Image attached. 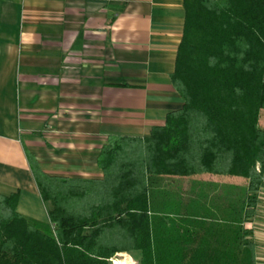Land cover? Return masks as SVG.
Instances as JSON below:
<instances>
[{
	"label": "trees",
	"instance_id": "1",
	"mask_svg": "<svg viewBox=\"0 0 264 264\" xmlns=\"http://www.w3.org/2000/svg\"><path fill=\"white\" fill-rule=\"evenodd\" d=\"M183 6L170 76L182 107L143 137L110 136L102 178L49 175L28 154L49 225L16 211L18 192L0 194V264H111L118 253L137 264H258L246 222L264 180V0ZM203 174L246 182L238 218L208 223L222 218L158 185Z\"/></svg>",
	"mask_w": 264,
	"mask_h": 264
},
{
	"label": "crops",
	"instance_id": "2",
	"mask_svg": "<svg viewBox=\"0 0 264 264\" xmlns=\"http://www.w3.org/2000/svg\"><path fill=\"white\" fill-rule=\"evenodd\" d=\"M184 16L183 0H0V194L18 192V213L49 225L28 154L49 175L102 178L97 157L110 136L143 137L182 107L170 76ZM240 178L158 185L226 223L240 214ZM259 192L246 226L264 264Z\"/></svg>",
	"mask_w": 264,
	"mask_h": 264
},
{
	"label": "rangeland",
	"instance_id": "3",
	"mask_svg": "<svg viewBox=\"0 0 264 264\" xmlns=\"http://www.w3.org/2000/svg\"><path fill=\"white\" fill-rule=\"evenodd\" d=\"M259 123H260V125L262 127H264V110H261V112H260V115H259ZM188 182H189V179H188ZM238 183L240 184V186H239L240 187V191L238 192V196H240V193L243 191V189L245 187V184H244L245 181L240 178V180H238ZM211 190L215 194H217L219 192V190L216 189V187L213 188V189H211ZM259 193H260L261 198L263 199L264 198L263 197L264 196V191L262 190ZM262 211H264V210H262ZM249 239H250V237H249ZM261 255H263V253ZM114 258L117 260L115 264H137V262H138V257L137 256H134V255L132 256L130 254H123V253L121 254V253H119L118 256H115ZM111 264H113L112 261H111Z\"/></svg>",
	"mask_w": 264,
	"mask_h": 264
},
{
	"label": "built area",
	"instance_id": "4",
	"mask_svg": "<svg viewBox=\"0 0 264 264\" xmlns=\"http://www.w3.org/2000/svg\"><path fill=\"white\" fill-rule=\"evenodd\" d=\"M118 254L116 256H118ZM111 261H112L113 264H115L117 260L115 258H112Z\"/></svg>",
	"mask_w": 264,
	"mask_h": 264
}]
</instances>
